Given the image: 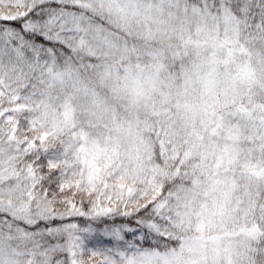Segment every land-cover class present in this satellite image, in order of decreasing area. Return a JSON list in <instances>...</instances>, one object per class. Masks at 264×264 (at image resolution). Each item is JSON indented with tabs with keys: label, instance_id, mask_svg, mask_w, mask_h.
Instances as JSON below:
<instances>
[{
	"label": "snow or ice",
	"instance_id": "snow-or-ice-1",
	"mask_svg": "<svg viewBox=\"0 0 264 264\" xmlns=\"http://www.w3.org/2000/svg\"><path fill=\"white\" fill-rule=\"evenodd\" d=\"M0 264H264V0H0Z\"/></svg>",
	"mask_w": 264,
	"mask_h": 264
}]
</instances>
